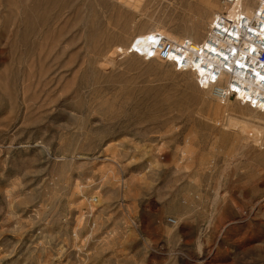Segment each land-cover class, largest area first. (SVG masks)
<instances>
[{"label": "rangeland", "instance_id": "rangeland-1", "mask_svg": "<svg viewBox=\"0 0 264 264\" xmlns=\"http://www.w3.org/2000/svg\"><path fill=\"white\" fill-rule=\"evenodd\" d=\"M201 8L0 0V264H264V141L190 74L123 52L207 32Z\"/></svg>", "mask_w": 264, "mask_h": 264}, {"label": "built area", "instance_id": "built-area-1", "mask_svg": "<svg viewBox=\"0 0 264 264\" xmlns=\"http://www.w3.org/2000/svg\"><path fill=\"white\" fill-rule=\"evenodd\" d=\"M158 1L170 4L176 0ZM217 1L221 11L212 16L203 41H172L155 32L146 40V51L132 45L124 54L170 63L178 73L200 67L204 73L197 72L196 85L200 90L209 87L220 106L237 99L264 114V9L259 6L251 18L242 9L243 0ZM167 223L174 225L175 221L168 219Z\"/></svg>", "mask_w": 264, "mask_h": 264}, {"label": "bare ground", "instance_id": "bare-ground-1", "mask_svg": "<svg viewBox=\"0 0 264 264\" xmlns=\"http://www.w3.org/2000/svg\"><path fill=\"white\" fill-rule=\"evenodd\" d=\"M188 1L197 2L199 4V6L202 7L203 9H205L209 13V15H211V16H213L217 12L221 11V7L218 9L215 6L216 0H211V1L210 0H188ZM259 6L262 9H264V0H243L242 9L245 11V13L249 17L254 18L255 11L257 10V8ZM200 18H202V17H200ZM197 20L198 21L196 23L192 22V24H189L188 26L186 25L184 30L181 33H177V31H176L175 34H173L174 32L167 31L166 34H163L162 32H160L159 29L140 32V33L134 35L128 41V44H127V46L123 52L125 53L126 50L132 45L134 46L135 49L139 50L140 52L146 51L148 49L146 40L149 36H152L155 32L160 33L161 35L165 36L166 38H168L172 41H180L182 39H189L194 43L201 42L206 37L210 21L207 23L208 28H207V32H206L205 31L206 30V28H205L206 23L203 22L204 20L201 19L199 21V18ZM158 25L160 27L163 26L161 21L158 23ZM164 31H166V30H164ZM121 50L122 49H119V51H121ZM121 54H123V53H121ZM134 56H136V55H134ZM197 72L204 73V71L200 67H197L196 71L184 72V74H190L192 76V78L194 79V82L196 85ZM196 88H198V86ZM199 91H200V89H199ZM201 91L208 93L207 95H210V97L213 98L212 93H211V89L209 87L204 89V90H201ZM255 91L260 93L259 90L253 89V92H255ZM213 100L215 101L214 98H213ZM234 103L240 104V102L237 99H235V100L227 101L225 103V105L222 106L225 109V111L227 110V108L230 107L229 112L224 115L225 116L224 127L226 129H229L232 131L235 130L243 138L242 141H244V143H246V144H248V143L250 144L251 142H253L255 144L256 141H258V143L259 142L261 143L262 141H264V114H260L258 111L251 110L247 106H245V107H247L249 110H247V112H245L246 110L244 111L243 109L238 108V107L235 108L236 106L233 107ZM253 143H251V144H253Z\"/></svg>", "mask_w": 264, "mask_h": 264}]
</instances>
